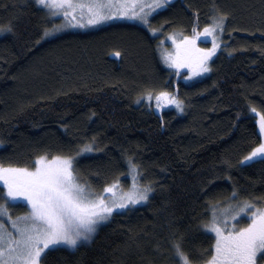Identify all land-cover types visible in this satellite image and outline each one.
Listing matches in <instances>:
<instances>
[{
  "label": "trees",
  "instance_id": "obj_1",
  "mask_svg": "<svg viewBox=\"0 0 264 264\" xmlns=\"http://www.w3.org/2000/svg\"><path fill=\"white\" fill-rule=\"evenodd\" d=\"M217 11L229 15L212 71L185 81L188 71L163 63V42ZM149 20L42 39L58 19L34 0H0V26L12 27L0 32V163L73 155L79 182L100 191L127 183L131 158L153 186L149 201L114 212L76 249L47 250L42 264H176L175 233L189 253L214 244L201 227L211 205L264 197V161L239 163L260 142L250 109L264 111V0H174ZM149 91L172 93L184 111L156 110ZM88 143L95 150L76 156Z\"/></svg>",
  "mask_w": 264,
  "mask_h": 264
},
{
  "label": "snow or ice",
  "instance_id": "obj_2",
  "mask_svg": "<svg viewBox=\"0 0 264 264\" xmlns=\"http://www.w3.org/2000/svg\"><path fill=\"white\" fill-rule=\"evenodd\" d=\"M51 20H62L45 27L42 39L53 36L68 27H88L106 22L114 17H130L150 26L149 17L156 10L168 5L169 0H34ZM228 13L217 11L212 22L201 32L193 25L192 36L177 39L175 52L165 53V63L176 69L187 67L190 76L210 71L208 61L220 47L218 34L222 36ZM12 27L0 26V32H11ZM156 32L157 29L152 28ZM204 38L212 43L211 48H200L196 41ZM119 55V52L115 53ZM155 95V107H163L161 101L175 105L184 111L183 101L168 91L143 94L149 102ZM139 102V100H138ZM258 117L260 142L239 161L241 165L264 161V111L252 107ZM94 143V141H93ZM95 150L92 143L85 144L79 152ZM73 155H55L49 160L46 155L36 157L34 168L0 163V187L4 189L6 203L0 204V264H42L46 250L59 246L76 249L83 241L91 239L98 224L109 219L117 209L149 201L153 193L152 183L140 182V166L128 160L132 183L125 189L119 178L97 191L79 182ZM231 179V177H228ZM239 193L233 191L232 199ZM24 200L30 212L12 217L7 202ZM211 218L201 227L206 235L214 234V244L198 252H186L183 236L174 234L171 242L176 264H264V197L256 200H236L220 209L213 204L209 209ZM237 217L246 221L243 226L235 223Z\"/></svg>",
  "mask_w": 264,
  "mask_h": 264
},
{
  "label": "rangeland",
  "instance_id": "obj_3",
  "mask_svg": "<svg viewBox=\"0 0 264 264\" xmlns=\"http://www.w3.org/2000/svg\"><path fill=\"white\" fill-rule=\"evenodd\" d=\"M174 0H169V3H172ZM168 3V4H169ZM166 7V6H165ZM163 7V8H165ZM163 8H160V9H156L152 14L154 15L156 12H158L159 10L163 9ZM151 16L149 17V19L151 18ZM59 22L57 24H59L62 20V17L60 19H58ZM121 21H126V22H133V23H137V24H140V25H148V24H145L143 23L141 20L139 19H136V18H130V17H114L106 22H103L101 24H98V25H93V26H88V27H68V28H65L63 29L62 31L56 33L55 35H58L62 32H65V31H75V30H92V29H95L97 27H100V26H103V25H107V24H110V23H114V22H121ZM204 28H202L200 31L202 32ZM152 33H156V32H153ZM173 35L176 36L177 39H182L183 36L185 35H179L178 33H173ZM54 36V35H53ZM223 36V35H222ZM222 36H219L218 34V43L220 44V47L216 50L215 54L213 55V57L208 61V66L210 68V71L206 72V73H202L198 76H190L189 73H190V69L187 68V67H183V68H179V69H176L175 67H172L170 66L168 63H165V53H174L175 52V42L172 40L171 36H168V38H166L164 40V45H163V52L161 53V58H162V61L163 63L165 64V66H167L168 68L170 69H174V70H179V71H183V70H186L188 71V74L184 77V80L185 81H193V80H197V79H200V78H203V77H206L208 76L211 71H212V61L214 60V58L216 57V55L219 53L221 47H222ZM167 42V43H166ZM197 45L200 47V48H211L212 47V43L210 41V39L206 42L204 38H200V39H197L196 41ZM146 101H148L146 99ZM161 104L163 105V107H161L160 109H157L155 107L156 110H161V109H168V108H176L175 105H172V104H167L165 103L163 100L161 101ZM178 110V109H177ZM179 111V110H178ZM258 120V118H257ZM258 129H259V126H258ZM2 145V142L0 141V146ZM50 160V159H49ZM128 181L126 184L122 183L121 181V184L123 185V187L125 189H127L130 184L132 183V180H131V177L130 175L128 174ZM141 182V180H140ZM151 196V195H150ZM3 203H6V201L0 203V204H3ZM20 203H23V204H26L27 205V209L24 208V207H21L19 206ZM146 203V202H144ZM142 203V204H144ZM18 205V206H17ZM138 205H141V204H138ZM17 206V207H16ZM133 206H137V205H133ZM132 207V206H131ZM7 208L8 210L10 211V214L12 217H18V216H23L24 214L26 213H29L30 212V205L24 201V200H19L17 201L16 203H11V202H7ZM127 209V208H126ZM223 209H226V208H223ZM125 209H117L115 212H121V211H124ZM0 219H4V223L9 225V230H11V225H10V222L6 219V218H3V217H0ZM108 220V219H107ZM107 220L105 221H102L100 224H98L97 226V229L95 231V233L98 231L99 227L104 224ZM246 221L244 220H241L240 217H237V220L235 221V223H237L238 225L240 226H243V224L245 223ZM95 233L92 235V237L95 235ZM214 235V234H213ZM91 237V239H92ZM91 239L87 240V241H83L82 243L84 242H89ZM47 251V250H46Z\"/></svg>",
  "mask_w": 264,
  "mask_h": 264
}]
</instances>
